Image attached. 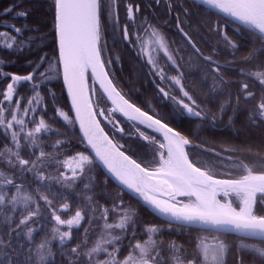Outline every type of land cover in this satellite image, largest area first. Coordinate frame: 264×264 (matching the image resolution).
Returning a JSON list of instances; mask_svg holds the SVG:
<instances>
[{
  "label": "snow or ice",
  "instance_id": "snow-or-ice-1",
  "mask_svg": "<svg viewBox=\"0 0 264 264\" xmlns=\"http://www.w3.org/2000/svg\"><path fill=\"white\" fill-rule=\"evenodd\" d=\"M161 5H166L168 15L176 10L172 0H146V3L125 0L126 21L122 26L118 14L119 0H107V3L106 0H54L58 59L49 61L45 55L37 61L28 60L30 71L19 74L5 70L6 61L0 58V143L3 144L0 165L9 170L0 171V264H56L52 241L57 239L62 258L60 264H228L233 245L220 239L227 234H232L236 241L234 264H245V255L252 258L249 264H264V172L257 173L241 161L234 166L242 165L244 174L236 179L217 178L214 175V160L202 165L190 158L188 149L193 147L192 139L160 117L142 111L117 89L105 68L121 63V57L117 55L114 62L109 60L107 64L102 60L103 52L108 51L105 33L110 30L113 47L119 42L138 49L140 59L147 57L150 74L159 76L162 83L171 81L179 88L180 96L159 88L163 97L172 101L178 118L195 117L201 122L210 118L215 123L227 115L228 124L234 125L236 115L245 111V124L249 130L256 128L264 133V65L259 63L264 56V0H193V6L205 12V27L212 16L217 21L226 17L225 24L231 22L237 31H246L251 38V48L244 60L248 64L257 63L255 68L247 71L241 69L244 80L238 85L235 105L229 92L215 112L202 106L183 82L185 74L176 60V56L184 52L183 47H178L174 54L163 31L149 19L150 10ZM15 7L4 9L2 16L12 14ZM183 13L187 19L191 9L184 6ZM15 15L26 18L29 12L20 10ZM2 27L0 50L22 53L26 49L31 50L37 39H44L35 34L24 39L27 25L17 27L5 23ZM176 28L186 44L191 46L188 62H197L201 77L198 86L209 88L208 102L222 96L228 91L226 85L229 81L221 73L224 65L214 58L219 49L214 47L213 54L205 55L184 30L179 15ZM210 30L218 33V42H222L235 56L239 45L224 30V25L213 23ZM45 64L47 68H43ZM60 69L71 101V111L64 110L55 91L48 89L44 93L41 88L54 78L53 73L58 76ZM89 69L93 81L99 82L103 93L115 106L108 112L103 111L102 95L88 89L86 73ZM172 70H175V75L169 74ZM21 87L26 89L25 94L19 91ZM94 97L96 103H93ZM49 101L54 108L49 120L58 123L56 118H61L63 132L54 129L45 119ZM97 108L110 123H113V113L119 111L129 121H138L147 129L162 133V140L144 131L139 133L141 139L157 146L155 155L159 156V161L154 160L156 166H141L126 155L122 150L124 145L118 143L115 137L110 138L101 127L97 120ZM229 108L231 114H228ZM77 124L85 150L75 154L61 152L60 149L68 146L69 142L60 137L74 135ZM113 128L122 135L127 134L118 123H113ZM52 132L56 133L57 139L51 145L53 151L46 152L44 143L46 139H51L49 134ZM261 146L264 147V138ZM215 155L218 157L220 153ZM50 164L56 166V174L45 171ZM100 166L106 169L105 183L109 175L118 183L119 197L112 202L111 208L100 205L89 194L94 190L96 181L93 169ZM25 174H31V180ZM17 178L26 182L17 183ZM31 183H36L35 191H29ZM53 183L73 191L83 184V189L76 193L77 209L67 219H63L60 213L70 209L69 203H61L59 209L53 206L57 195L52 191ZM125 192L132 194L137 203L142 201L143 206L162 219L167 231L175 228L189 233H207L212 236L213 242H208V235H198L193 253L188 255L182 245L172 240L168 243V255L165 256L162 248L164 241L156 239L165 229L162 225L145 224L141 235L147 238L138 239L136 210L124 206ZM221 194L224 201L217 198ZM59 195L67 199L63 193ZM178 197H187V202ZM40 201L51 213L55 226L51 228L50 236L45 234L36 243L34 233L37 230L32 225L37 223L35 218L41 215ZM112 214L116 215L115 222H109ZM97 220L103 221L102 231L95 243L88 247V234ZM85 221L89 227L84 228L83 238L79 243L70 245L73 228H81ZM65 226L67 230H62ZM125 240L129 241L127 245ZM133 240L135 243H132ZM125 247L128 252L121 259L120 253Z\"/></svg>",
  "mask_w": 264,
  "mask_h": 264
},
{
  "label": "trees",
  "instance_id": "trees-1",
  "mask_svg": "<svg viewBox=\"0 0 264 264\" xmlns=\"http://www.w3.org/2000/svg\"><path fill=\"white\" fill-rule=\"evenodd\" d=\"M175 9L172 12V17L169 19L167 12L164 13L162 19L159 18L160 21L165 23L166 27V37L172 43V47H183L185 53H189L190 46L186 44V42L178 35L176 28L174 26L175 17L174 14H178L180 16V20L183 23L184 30L188 32L196 44L200 47L201 51L205 54H213L212 49L214 47L218 48L219 51L214 54V56H220L224 58L226 63H229L235 66V70L238 71L243 69L244 71L249 70L250 68H255L257 66L256 62L252 64H248L244 57L248 54L251 48L250 45L247 46L245 50H237L235 54L244 53L243 55H235V56H228L230 52L225 48L222 42H218L219 37L218 33L212 32L210 30L211 25L205 27L206 15L204 11H198L196 7L193 6V2L189 0H172ZM16 6L15 10L12 14L8 16H2L4 9ZM164 6V5H162ZM187 6L191 9V15L185 19L183 8ZM203 9L202 6H200ZM28 11L29 15L24 17H17L15 15L16 11ZM54 0H0V31L4 30L2 27L3 24H15L17 27H24L25 25L28 26V30L24 31L23 38L27 39L30 35H37L44 37L43 41L37 39V42L31 45V50H25L22 53L17 52H10L8 50H0V58H3L6 63L3 66L5 70L16 72L19 74H26L30 71L29 66L27 65L28 60L37 61L40 56H45L49 61H55L58 59V49L55 39V31H54ZM226 19L222 18L219 21L216 20L215 16H212L211 20H208V23H224ZM226 24H231L230 26L236 27L234 23L228 22ZM228 27V25H227ZM243 33L248 34L246 31H241ZM230 36L235 41L234 37L230 34ZM179 41V44H178ZM236 42V41H235ZM38 45H41L38 47ZM203 63L202 61L200 62ZM259 63L264 65V56L260 58ZM48 65L45 64L43 68H47ZM130 74L131 77L123 79L122 81L124 84L119 87L118 89L121 91L122 95L132 104L141 108L142 111L147 112L148 114L153 115L154 117H160L162 120H165L164 113L162 112V108L164 107L165 103L161 99V97L154 91V89L150 86L147 78L143 76V74L139 73L137 70V66L131 63L129 64ZM43 70V69H42ZM54 78L50 81H47L45 84L41 85V88L44 93L48 91V89H52L57 94V97L60 98V104L63 106L65 111H70L65 91L63 88L61 74L59 70V75L57 76L56 73H53ZM240 79L243 81L244 77L239 75ZM191 85V84H190ZM2 86V85H0ZM227 87L228 91L224 92L222 96L217 97L215 100L208 102L207 94L208 91H199L198 97L200 100H205L207 110L210 112H215V110L219 107V104L222 103L227 97L229 92L232 93L233 105H235V94L236 91L233 87ZM22 94L26 93V89L21 87L19 90ZM25 103L27 100L25 99ZM54 113V108L49 101L48 104V112L45 114V119L49 120V117H52ZM228 114H231V108L228 110ZM239 117L240 114L238 113L236 117ZM228 117L224 115L221 118ZM242 117V116H241ZM56 121L49 120V123L52 124L54 129H59L63 132V120L59 117L56 118ZM210 120V118H209ZM207 120V121H209ZM206 121V122H207ZM199 125L198 131H202L205 121L201 122L196 120ZM169 126L173 127L174 129L178 130V127L174 124L169 123ZM140 127V126H139ZM240 127H244L241 124ZM231 128V126H230ZM235 128H239L235 127ZM143 131L146 130L148 134L155 136L159 139V137L145 129L140 127ZM179 131V130H178ZM204 131V130H203ZM239 132V131H238ZM237 132V133H238ZM242 134L237 135L238 138L236 139H226L224 137V132L216 133V136L210 135L205 136L203 138H196L192 139L190 135H187L190 139L193 140V145H202L201 149L195 150H188L190 153V158L193 161H199L202 165L205 162H212L215 161L214 167V175L217 178H230L236 179L240 175L244 174L242 170V165L240 167H236L234 165L240 164L241 161L243 163L248 164L253 170L257 173L264 172V147L261 146V140L264 138V133L261 131H251L248 129H241ZM239 132L238 134H240ZM201 134V132L199 133ZM223 134V135H222ZM229 135L230 133L226 132L225 136ZM51 139H46L44 143V150L46 152H52L53 149L51 147L52 144L55 143L57 136L55 132L49 134ZM218 135V136H217ZM230 136V135H229ZM61 139H66L69 144L65 148L60 149L61 152H67L68 154H75L78 151H84L85 147L84 144L80 142V136L75 126V134L72 136L64 137L61 136ZM160 140V139H159ZM0 148H3V144L0 143ZM126 152L128 155L136 160L137 162L141 163V166L144 167H155L156 163L158 162V157L155 155L156 146L151 145L150 143L145 142V140L141 139L140 136H134L133 138H128L126 143ZM207 149H211L212 151H207ZM235 151V152H233ZM241 151H247L248 155L244 156L240 153ZM38 155V150H36ZM219 152L220 156H216L215 154ZM221 155H227L231 157L232 160H228L226 158H222ZM35 157H33L34 159ZM47 169H51L52 172L56 171V166L54 164H50ZM224 173H231L229 176L223 175ZM93 174L96 176L94 190L89 192L90 195L94 196V200L98 202L100 205H104L108 208L112 207V202L117 200L119 197L118 186H116L110 179L107 183H105V174L103 171L98 167L93 169ZM26 175V174H25ZM29 180H31V175H26ZM17 183L26 182L23 178H17ZM36 183H31L29 191H35ZM83 189V184L79 185V188L75 191L62 188L60 185L53 183L52 191L53 193L57 194L56 199L54 200L53 206L59 209L60 204L67 202L70 205V209L68 211L61 212V216L63 219L69 218L70 215H74L77 206H78V197L76 195ZM63 193L67 199H63L59 194ZM82 199V198H81ZM235 200V197H232ZM223 201V199H221ZM123 202L124 206L127 208H132L136 210V220H137V238L141 241L146 239V235H141L143 231V227L145 224H157L162 225L165 231L162 235L156 237L157 240H163L164 244L162 248L164 250L165 256L168 255V243L172 240H175L178 245L183 246V251H185L188 255L193 253V249L195 247V243L197 240L198 235H208V242L212 243V236L207 233H198L197 231H192L189 233L188 231H178L177 229L173 228L171 232L167 231V225L163 224V221L159 220L158 218L154 217L150 214L144 207H142L135 199H133L130 195L126 192L123 194ZM238 203V202H237ZM41 204V215L36 217L37 223L32 225L37 231L34 233L35 242L39 243L41 239L44 238L45 234L51 235V228L55 226V221L51 219V213L48 209L44 206V202L40 201ZM90 211V210H86ZM99 215V213H97ZM116 218L115 214L110 216L109 222H114ZM2 219V217H0ZM103 221L97 220L95 223L91 225V231L88 234V247L91 246V241L95 238V233L102 230ZM89 227L87 222H82V227L79 229L73 228V239L69 241L70 245H75L79 243L84 236V228ZM62 230H67L66 226L62 227ZM220 239L225 240L230 245H233L232 251L229 252L228 255V264H234V255H235V238L232 235H225L221 236ZM251 242V241H249ZM129 243L128 240L124 241V244L127 245ZM132 243H135L133 240ZM53 251L56 253L55 259L56 264H60V260L62 259L59 255V242L57 240L52 241ZM128 248L125 247L121 253L120 258L123 259L125 255H127ZM245 264H249L251 261V256L245 255Z\"/></svg>",
  "mask_w": 264,
  "mask_h": 264
},
{
  "label": "flooded vegetation",
  "instance_id": "flooded-vegetation-1",
  "mask_svg": "<svg viewBox=\"0 0 264 264\" xmlns=\"http://www.w3.org/2000/svg\"><path fill=\"white\" fill-rule=\"evenodd\" d=\"M177 1L179 2V0H177ZM138 2L146 3V0H138ZM106 3H107V0H106ZM124 4H125V0H119L118 14H119V18H120L122 26H123V23L126 21V10H125ZM165 12H167L166 5H164V6L161 5L159 8H155L154 10H150L149 19L151 20V22L153 24L158 25L160 27V29L163 31L164 35L166 36V27L167 26L165 25L164 22L159 20V18L160 19L163 18ZM177 16H178L177 13L174 14V17H175L174 26H175V28H176ZM171 17H172V14L168 15L169 19ZM212 24L213 23H208V26H210V25L212 26ZM220 24L224 25V30L228 33V35L231 34L234 37L236 43L239 45V48H238L239 50L247 49V46L250 45V42H251V38L249 37L248 34L243 33L241 31H237L236 27L230 26L231 24H224V23H220ZM227 25H228V27H227ZM176 31L178 32L177 28H176ZM141 35H143V34L141 33ZM178 35L180 36L179 32H178ZM105 40L108 43V51H105L102 54V60L105 62V64H107V62L109 60H112L114 62L115 57L117 55H119L121 57V63H119V64L113 63L112 67H106L105 68V70L110 74V78L114 81L117 89L124 84V82L122 81L123 79L131 77L129 64L130 63L132 65L135 64L137 66V70L139 71V73L143 74V76L147 78V81L149 82L150 86L154 89L155 92H157V94L161 97V99L165 103L164 107L162 108L163 109L162 112L164 113L165 118H167L166 121L177 126L178 130L182 134L190 135V137L192 139H196V138H200V137L203 138L205 136H210V135L216 136V133L224 132V137L226 139H230V138H232V139L238 138L239 139L240 136L237 137V135L242 134L241 129L242 130H244V129L249 130V128L245 124V117H246L247 113L245 111H241L239 113L240 116L235 117V124L234 125L228 124V117L220 118L215 123H212L211 119H210L209 121H207V122L205 121L204 123H202L203 125L205 124L203 127L204 131L203 130L198 131L197 125H199V124H198V122H196V120H198V119L195 117L189 118L187 116L178 118L174 114V106H173L172 101L170 99H165L163 97V94L159 92V88L163 87L166 90H169L173 95L180 96L178 87H176L175 85H172L171 81H164L162 83L159 76H156L155 74H150V66L147 64V57L145 56L144 59H140L139 56L137 55L138 49H133L131 46H124L123 44H121L119 42L116 44L115 47H113L112 32L110 30L105 33ZM167 40H168V38H167ZM169 44H170L171 50L175 54L177 47L174 46V49H173L172 43L170 41H169ZM178 44H179V41H178ZM238 54L243 55L244 53H238ZM238 54H235V55H238ZM160 55L162 56L163 54L161 53ZM181 55H182V58H181ZM181 55H177L176 60L179 62L180 68L185 74V79L183 82L189 91L194 92V95H195V98L197 99V101L200 102L202 104V106L205 107L206 102H205V100H202V101L200 100V98L198 97V93H199V91H202V92L205 90L209 91V88L207 86H205L203 88L198 86L201 77H200L199 69L197 68V62L195 60H193L191 63H189L188 62L189 61V54H187V53H185V54L182 53ZM227 55L229 57L233 56L231 53H229ZM214 58L218 59L220 61V63L222 65H224V67H222V69H221V73L225 77V79L227 81H229V83L226 86L228 87L229 85H231L230 87H233L235 89L234 91L237 92L238 91V85L242 82V80L239 78L240 77L239 75H241V70L233 71V70H235V66H233L229 63H226L224 58H222L220 56H214ZM169 74L175 75L176 74L175 70H172ZM194 81H195V84H194ZM208 84L209 85L211 84L210 80H209ZM91 90H92V88H91ZM97 94L101 95L98 91H97ZM93 103H96L95 97L93 98ZM101 103L105 105L103 108V111H105V112L110 111L109 106H108L107 102L104 100V98H102ZM100 112H101V109L97 108L96 113L98 116H99ZM107 121H108V123L100 120L102 127L104 128L105 132L109 135L110 138L115 137V140L118 143L124 145V148L122 150H124L125 153L128 155V153L126 152V150H127V148H126L127 139L133 138L134 136H140L139 133H140V131H143V130L140 129L139 126L127 123L126 121H124L119 116H117L116 114L113 113V116H112L113 123H118L119 126L122 129H124L125 133H127L125 135H122L121 133L115 131V129L113 128V123H110L109 119H107ZM241 124L244 125V127H240ZM230 126H231V128H230ZM238 126H239L238 129L235 128ZM238 131L241 133L238 134L239 133ZM251 131L256 132L258 130L256 128H252ZM144 132L146 134H148V132L146 130H144ZM200 132H201V134H199ZM226 132L230 133L229 134L230 136L228 134H227V136H225ZM145 142L149 143L146 140H145ZM195 149H201V148L200 147L197 148V147H195V145H193V147L189 148L188 150H195ZM233 152H235V151H233ZM236 153H240L241 155H244V156L248 155L247 151H241V152H236ZM157 157L159 160L158 155H157ZM221 157L226 158V159L229 158L227 155H221Z\"/></svg>",
  "mask_w": 264,
  "mask_h": 264
},
{
  "label": "water",
  "instance_id": "water-1",
  "mask_svg": "<svg viewBox=\"0 0 264 264\" xmlns=\"http://www.w3.org/2000/svg\"><path fill=\"white\" fill-rule=\"evenodd\" d=\"M189 1H192V2H193V0H189ZM202 7H203V6H202ZM224 19L227 20L226 17H225ZM56 44H57V43H56ZM190 47H191V46H190ZM57 49H58V46H57ZM105 71H106V70H105ZM60 74H61V80H62L63 88H64V91H65L66 99H67V102H68V105H69V108H70V111H71V101H70V98L68 97L67 89H66V87H65V85H64L63 75H62V69H60ZM86 83H87V86H88V89H89V90H90V87L92 88V90H93L94 88H96V89L98 90V92L102 95V97L104 98V100H105V101L107 102V104L109 105L110 110H111L112 108L115 107V106L112 104L111 100H109V99L107 98V94L103 93V89H101L99 82H98V81H96V82L93 81V76H92L91 69H89V70L87 71V73H86ZM114 114H116L117 116H119L121 119H123L124 121H126V122H128V123L135 124V125H138V126H141V127L145 128V129H147L144 125L139 124L138 121H129L128 118H127L126 116H124L122 112L116 111V112H114ZM73 115H74V114H73ZM193 118H194V117H193ZM97 120H98L99 122H100V120H102V121H105V122L108 123V121H107V119L105 118V116L100 115V113H99V116L97 115ZM100 124H101V122H100ZM101 127H102V124H101ZM76 128H77V131H78L79 136H80V131H79V125H78V124L76 125ZM102 128H103V127H102ZM103 129H104V128H103ZM147 130H149V131L155 133V134H156L161 140L163 139L162 133H157V132H155L154 130H151V129H147ZM105 133H106V132H105ZM119 133H120V132H119ZM106 134H107V133H106ZM107 135H108V134H107ZM84 147H85V145H84ZM88 151H90V149H89ZM125 154H126V153H125ZM126 155H127V154H126ZM130 158H131V157H130ZM99 168H100V169L103 171V173L106 175V169H103L102 166H100ZM109 179H110V180H111L116 186H118V183H117L113 178H111L110 175H109ZM126 193H127V192H126ZM127 194L130 195L133 199H135V200L137 201V199H136L135 197H133L132 194H130V193H127ZM233 197H234V196H233ZM178 198H180V197H178ZM181 198H186V199H187V197H181ZM217 198H218V199L222 198L223 200L225 199V198L223 197L222 194H221L220 196H218ZM139 204H140L142 207H144V208H145L150 214H152L151 210L148 209L147 206H143L142 201H141ZM152 215H153V214H152ZM153 216L157 218V216H155V215H153ZM158 219H159V218H158ZM159 220L162 221V219H159ZM227 235H232V234H227ZM232 236H233V235H232Z\"/></svg>",
  "mask_w": 264,
  "mask_h": 264
},
{
  "label": "rangeland",
  "instance_id": "rangeland-1",
  "mask_svg": "<svg viewBox=\"0 0 264 264\" xmlns=\"http://www.w3.org/2000/svg\"><path fill=\"white\" fill-rule=\"evenodd\" d=\"M0 171H6V172H7V171H9V170H8L7 167H5V166H3V165H0ZM45 171H46L47 173H50V174H56V172H57V170L54 171V172H52L51 169H47V168L45 169ZM26 175H27V174H26ZM28 175H31V174H28ZM178 199L181 200V199H183V198L180 197V198H178ZM184 202H187V201H184ZM115 221H116V218H115L114 222H115ZM101 231H102V230H101ZM101 231L95 233V238L91 241V246L95 243V241H96V239H97V237H98V235L100 234ZM117 231H118V230H117ZM57 241H58V239H57ZM58 242H59V241H58ZM91 246H90V247H91ZM100 258L103 259V254H101Z\"/></svg>",
  "mask_w": 264,
  "mask_h": 264
}]
</instances>
